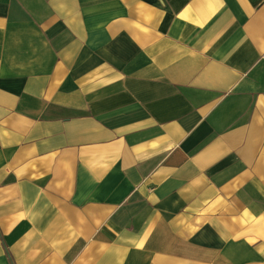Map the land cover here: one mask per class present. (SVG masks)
Listing matches in <instances>:
<instances>
[{"label": "crops", "instance_id": "0c3cea01", "mask_svg": "<svg viewBox=\"0 0 264 264\" xmlns=\"http://www.w3.org/2000/svg\"><path fill=\"white\" fill-rule=\"evenodd\" d=\"M0 264H264V0H0Z\"/></svg>", "mask_w": 264, "mask_h": 264}]
</instances>
